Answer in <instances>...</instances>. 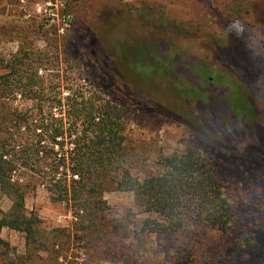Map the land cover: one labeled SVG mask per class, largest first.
I'll return each mask as SVG.
<instances>
[{"label": "rangeland", "instance_id": "rangeland-1", "mask_svg": "<svg viewBox=\"0 0 264 264\" xmlns=\"http://www.w3.org/2000/svg\"><path fill=\"white\" fill-rule=\"evenodd\" d=\"M141 7L165 15V32L141 20ZM173 20L201 33L177 34L169 26ZM208 34V40L201 38ZM139 39L158 40L155 52L163 59L158 73L146 80L132 78L127 69L126 57L139 61L150 51L149 42L135 46ZM22 43L45 52L48 61L38 66L37 77L51 96L65 97L76 88L117 106L125 120L126 151L140 163L134 174L160 171L156 159L189 143L203 146L233 196L236 223L226 232L204 224L178 233L141 231L143 219L157 215L142 210L132 192L112 183L90 193L82 211L37 185L25 196L26 212L40 219L34 240L27 242L24 232L2 227L0 237L9 246L8 258H0V264H172L173 251L181 245L192 248V264H264V157L259 145L251 143L256 129L247 131L243 121L222 122L185 92L172 69L173 55L182 52L217 67L225 56L219 50L236 52L242 67L255 64L257 137L264 136V0H0V74L21 53ZM130 66L133 75L151 70L140 63ZM227 83L225 99L246 115L253 98L238 90L236 82ZM222 86L216 82L213 93L221 95ZM13 104L27 110L33 105L24 96ZM26 136L31 139L33 132ZM28 179L30 174L22 182ZM96 201L104 208H94ZM11 204L0 193V217Z\"/></svg>", "mask_w": 264, "mask_h": 264}, {"label": "trees", "instance_id": "trees-1", "mask_svg": "<svg viewBox=\"0 0 264 264\" xmlns=\"http://www.w3.org/2000/svg\"><path fill=\"white\" fill-rule=\"evenodd\" d=\"M137 12L145 24L153 25L159 32H165L168 27L163 13L143 7ZM169 26L186 37L201 33L199 28L190 30L184 21L173 20ZM206 36L209 34L201 38ZM148 42L147 56L139 61L134 56L126 57L132 78L149 79L158 73L157 64L163 63L155 52L158 40L139 39L135 46ZM27 46H22L19 55H13L4 66L5 72L0 74V193L12 200L9 210L0 217V232L6 226L24 232L27 242L34 240L40 219L33 211L25 210L29 187L43 185L56 200L71 201L76 210L82 211L89 201L87 196L101 191L105 182L114 184L117 190L132 192L135 205L157 215L143 219L141 231L178 233L204 224L226 232L236 223L233 196L226 189L218 165L203 146L189 143L181 151L156 159L160 171L134 174L133 168L140 163L126 151L125 120L117 106L96 93L86 96L76 88H70L65 97L51 96L37 77L38 66L48 58L44 51L31 46L27 49ZM220 51L225 53L220 67L211 61L196 60L191 53L173 55L172 69L178 84L196 102L209 106L222 122L243 121L247 131L256 129L258 134L256 65L242 67L241 56L236 52L227 54L219 50L217 53ZM131 63H140L151 69L150 73L133 75ZM241 71L245 74L240 75ZM228 81L236 82L238 90L253 98V106L246 115L236 111L231 101L225 99ZM216 82L223 84L221 95L213 93ZM207 95H212L209 100L205 99ZM18 96L30 99L33 105L29 110L14 106ZM27 132H33L31 139L26 136ZM257 134L253 133L251 143L259 145L260 155L264 157V136L257 137ZM29 174L35 181L22 182V177ZM93 207L102 209L104 205L96 201ZM8 246L0 237V258H8ZM193 261V250L187 245L173 251L172 264Z\"/></svg>", "mask_w": 264, "mask_h": 264}]
</instances>
